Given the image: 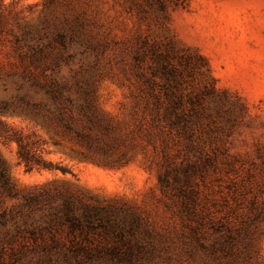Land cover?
<instances>
[{"label":"rangeland","instance_id":"1","mask_svg":"<svg viewBox=\"0 0 264 264\" xmlns=\"http://www.w3.org/2000/svg\"><path fill=\"white\" fill-rule=\"evenodd\" d=\"M47 1L0 0V68L11 67L10 39L24 26L46 20L78 29L79 39L69 48L74 56L61 62V73L69 78L91 71L100 79L102 107L115 125L107 139L114 148L85 158L77 154L83 148L73 141L64 140L62 147L49 142L43 155L69 172L27 170L16 142L0 135V156L20 188L66 184L100 198L127 201L162 226L177 221L171 219L172 199L160 182L163 175L170 182L178 177L181 184L187 176L201 198L220 202L225 196L233 204L234 188L245 192L251 187L260 193L264 0H56L50 5ZM171 44L175 54L170 60L180 84L172 88L184 96L199 92L211 113L200 126H193L191 140L153 120L155 111L168 104L164 85L170 80L160 71L157 55L169 51ZM61 48L58 45L55 52ZM188 54L196 64L191 69L184 61ZM190 107L185 97L181 109ZM0 120L48 140L53 133L20 114L0 113ZM259 197L264 201V191ZM255 249L264 264V237L256 238Z\"/></svg>","mask_w":264,"mask_h":264},{"label":"trees","instance_id":"2","mask_svg":"<svg viewBox=\"0 0 264 264\" xmlns=\"http://www.w3.org/2000/svg\"><path fill=\"white\" fill-rule=\"evenodd\" d=\"M78 37V29L44 20L24 26L10 39L11 67L0 68V113L24 115L53 132L48 140L0 120V135L16 142L27 170L69 172L43 155L49 142L62 147L64 140L73 141L85 158L114 148L107 139L115 125L102 107L100 79L91 71L69 78L61 73V62L73 58L69 48ZM58 45L62 48L55 52ZM174 54L171 44L157 55L160 71L170 80L164 85L168 104L155 111L153 120L191 140L193 126L211 113L199 92L184 96L172 88L180 85L170 60ZM183 56L189 69L196 66L191 54ZM185 97L191 105L187 111L181 109ZM156 102L162 103L159 97ZM160 182L172 199L171 219L177 220L166 226L127 201L66 184L20 188L0 156V264H262L255 240L264 237V201L259 197L264 188L260 193L234 188L232 204L225 196L224 202L201 198L187 176L182 184L178 177L170 182L167 175Z\"/></svg>","mask_w":264,"mask_h":264}]
</instances>
